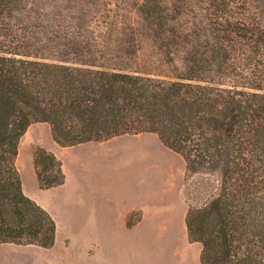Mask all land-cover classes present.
I'll return each mask as SVG.
<instances>
[{
	"label": "trees",
	"instance_id": "obj_1",
	"mask_svg": "<svg viewBox=\"0 0 264 264\" xmlns=\"http://www.w3.org/2000/svg\"><path fill=\"white\" fill-rule=\"evenodd\" d=\"M261 6L135 0L141 25L169 50L167 63L185 49L178 40L188 34L171 26L179 17L192 16L204 38L165 81L46 61L59 39L54 23L23 0H0V245L55 244V220L24 193L16 164L28 128L47 124L62 148L155 134L185 163L184 223L200 264H264V26L252 10ZM32 165L41 191L65 183L53 153L35 147Z\"/></svg>",
	"mask_w": 264,
	"mask_h": 264
},
{
	"label": "rangeland",
	"instance_id": "obj_2",
	"mask_svg": "<svg viewBox=\"0 0 264 264\" xmlns=\"http://www.w3.org/2000/svg\"><path fill=\"white\" fill-rule=\"evenodd\" d=\"M134 2L23 0L27 8L42 16L44 23L53 22L58 31L59 39L52 44L56 49L43 53L46 61L58 63L65 60L71 65H96L108 71L175 81L182 69L181 58L187 56L186 50H195L198 42L204 40L199 37L197 21L190 15H182L171 25L175 32L188 36L183 42L178 40L185 49L178 51L173 64L167 63L169 50L141 25L132 8ZM252 10L264 26V6ZM80 54L84 55L80 57ZM59 55H65V58L59 59ZM32 133L45 145L52 142L43 125L36 126ZM140 136L139 141L125 138L109 144L108 149L101 151L99 162L93 163L91 168L85 165L82 178L99 182L102 186L117 185L113 194H109L116 202H108L103 211H125L132 204L141 205L148 201L151 214L147 223L132 232L117 227L106 233L60 228L53 251L0 247V256H27L37 259L38 264H199L194 251L185 248L183 243L186 231V204L182 196L185 163L155 134ZM35 147L38 146L27 138L19 143L16 164L23 191L57 213L64 210L66 204L59 193L45 194L38 189L32 165ZM68 154L75 155L74 152ZM77 212L82 214L83 209ZM139 219L141 212L136 211L129 217V222ZM65 239L69 241L67 248ZM106 243L109 248L105 247Z\"/></svg>",
	"mask_w": 264,
	"mask_h": 264
},
{
	"label": "crops",
	"instance_id": "obj_3",
	"mask_svg": "<svg viewBox=\"0 0 264 264\" xmlns=\"http://www.w3.org/2000/svg\"><path fill=\"white\" fill-rule=\"evenodd\" d=\"M38 125H43L46 131L50 133V128L47 124H33L28 128L21 140L26 138L32 140L33 145L53 153L61 161L63 172L65 174V183L60 187L46 191H41L39 188L38 189L45 194L59 193L63 198L62 200L64 204H66V208L62 211L58 210L57 213H53L51 209L40 203L36 197H33L26 192L24 193L29 198L34 200L38 205L43 207L53 217L57 226L56 237L60 232V228L87 233H106L117 227L121 230L132 232L140 229L144 223L148 222L151 214L148 201L141 205L132 204L125 211H103L107 209L108 202L111 204L116 202L115 198H113V195L110 197L109 194H113V192L117 189V185L112 183L102 186L99 184V182H93L86 178H82L84 173L83 170L86 167L85 165L88 164L87 168H91L93 163L99 162L100 158H102L101 151L108 149L109 144L117 141L118 139L125 138H131L139 141L142 139L140 138L141 134L133 136L124 135L103 142H88L74 147L62 148L58 146L53 140L52 142H49L47 145H45L38 137H36L32 133V130ZM73 152L75 155L68 154ZM72 168L75 170H72ZM78 173L81 175H78ZM55 204H58L57 200L55 201ZM78 209H83V213H78ZM136 211L141 212V219L132 223L129 222V217ZM183 243L185 248H189L194 251L196 263L198 261L200 264L199 256L201 247L199 244H190L188 242L186 231ZM68 244L69 241L65 239V248L68 247ZM95 244L97 245V242H95ZM55 245L56 240L54 246L51 249H41L34 246H15L10 244L0 245V247H4V249H7L6 247H15L14 249L19 248L23 250L40 249L41 251L50 252L55 249ZM105 247L109 248L107 243ZM132 248H134L133 245ZM0 264H38V261L37 259L29 258L27 256H0Z\"/></svg>",
	"mask_w": 264,
	"mask_h": 264
}]
</instances>
